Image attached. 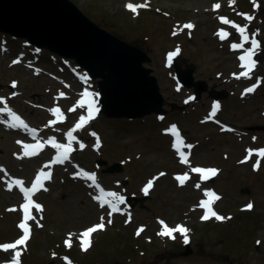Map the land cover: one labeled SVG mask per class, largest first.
Here are the masks:
<instances>
[{"label": "rangeland", "instance_id": "rangeland-1", "mask_svg": "<svg viewBox=\"0 0 264 264\" xmlns=\"http://www.w3.org/2000/svg\"><path fill=\"white\" fill-rule=\"evenodd\" d=\"M70 1L100 28L150 56L152 62L145 66L153 69L152 75L158 79L167 114L141 120L108 119L102 114L78 131V141L72 142L77 152L75 160L95 172L107 188L115 189L122 198L146 199L132 202V224L125 223L124 215L112 216L110 225L108 213L93 201L87 181L78 178L71 167L58 168L54 182L39 196L45 216L43 227L35 229L27 248L17 249L21 252L20 264H264V158L256 154L264 149V130H252L264 126V0ZM129 4L147 6L133 13L126 7ZM217 4L220 7L214 10ZM245 15L254 19L248 21ZM222 17L248 30L249 43L244 49L251 45L253 36L262 43L257 51L261 63L257 75L248 80L260 76L261 87H255L252 93L245 94L247 88L257 85L256 80L250 84L236 78L242 69L238 57L244 52L233 51L231 45L241 43L240 35L231 23L221 25ZM186 24L193 28H184ZM221 31L229 35L221 39ZM27 41L0 32V46L7 44L9 49L7 54L0 53V99L12 97L13 110L22 112L31 125L42 130L47 122L66 126L65 136V131H71L79 117L86 114V109L76 106L81 86L70 69L77 68L83 74L85 71L74 60L46 49L38 53ZM19 53H27V59L11 66ZM170 56L178 58L183 68L195 64L196 80H205L210 89L228 92L217 119L233 133L224 132L209 117L212 98L208 93H203L197 103H190L194 89L179 86ZM31 65L43 73L38 76ZM12 81L19 83L13 90ZM98 82L90 81L96 95ZM172 104L189 105L185 110L173 111ZM75 107L77 110L69 111ZM54 108L60 109L62 120L52 114ZM173 127L185 132L186 145L192 146L186 147L192 158L185 165L173 151L169 135ZM95 132L98 137L92 135ZM19 137L0 124V165L10 171V177L31 178L41 160L15 159L14 153L19 152L15 140ZM64 140L62 144H67ZM246 150L253 154L249 156ZM244 157L250 162L241 163ZM100 160L107 164L99 167ZM257 162L258 169L254 170ZM116 163L122 164V172H104ZM208 166L219 167L221 175L213 183L202 184L199 174L191 169ZM183 173L190 179L180 186L174 174ZM1 177L0 173V243H4L20 231L19 213L9 208L18 203L17 195L6 191ZM149 181L154 182L155 190L146 197L143 189ZM204 189L220 192L217 211L223 221L205 224L200 220L198 205L206 198ZM249 203L254 209L244 210ZM102 217L108 228L93 237L90 251H83L79 234L101 222ZM157 218L166 219L173 227L178 222L184 225L187 237L193 239L192 254L182 255V234L176 233L173 242L159 235ZM138 229H142L139 235ZM69 237L71 247L65 245ZM12 257L13 250L0 253V264H9Z\"/></svg>", "mask_w": 264, "mask_h": 264}, {"label": "water", "instance_id": "water-1", "mask_svg": "<svg viewBox=\"0 0 264 264\" xmlns=\"http://www.w3.org/2000/svg\"><path fill=\"white\" fill-rule=\"evenodd\" d=\"M0 31L72 59L94 80L99 79L102 114L109 119L141 120L154 114H167L158 79L152 75L153 69L145 66L152 62L150 56L100 28L70 0H0ZM173 66L179 82L195 89L197 100L205 92L212 98L227 99L226 91L214 88L209 91L206 81L195 79L194 64L183 68L175 60ZM171 107L185 109L176 104ZM252 130H264V126ZM121 166L116 163L104 172H122ZM192 252L187 245L182 255L186 257Z\"/></svg>", "mask_w": 264, "mask_h": 264}, {"label": "snow or ice", "instance_id": "snow-or-ice-1", "mask_svg": "<svg viewBox=\"0 0 264 264\" xmlns=\"http://www.w3.org/2000/svg\"><path fill=\"white\" fill-rule=\"evenodd\" d=\"M232 2H234V0H232ZM146 6H147L146 4L145 5H139V6H134V5L129 4L126 7L130 11L135 13L137 11L138 7H146ZM255 6L256 5L254 4V7ZM219 7L220 6L218 4L213 6L214 10L218 9ZM244 18L248 21H251L252 19H254V17L247 16V15H245ZM221 22L224 24H230L231 23L230 21H228L226 18H223V17L221 18ZM183 27L187 28V29H192L193 25L186 24ZM231 27L236 29V31L238 32V34L240 35V38H241V43L239 45H237V44L231 45L232 49L234 51L235 50H243V52H244L243 55H240L238 57V59L241 62L240 66L243 69V71L239 75H237L236 78L240 79L241 77H244V78L250 79L251 73L255 69L256 61L254 60V56L256 55V49L259 47L258 41L256 40L255 36H253L251 41H250L251 47L244 49V44L249 43L248 30L245 27H241L239 25H236L235 23H231ZM218 35L220 36L221 39H225L229 35V33L221 31L220 33H218ZM171 58L172 57L170 56L169 60H171ZM14 63H18V61H14ZM12 86L15 87L16 86L15 83H13ZM255 87L256 86L247 88L245 94L252 93L255 90ZM83 95L85 97H87L89 94L87 92H85ZM0 103H3V101H0ZM79 107L81 109H86V115H81L79 117V122L75 125V127L71 131H69L67 133L68 143L66 145L60 144V143H57L54 139L49 141V143L52 145V147L57 150V155L55 156L53 163L60 164V163H64L65 161L69 160L70 154L73 151L72 142L75 139L73 137V132L76 131L77 129H81L88 122H90L92 119H94L96 113L99 111V109L95 107L94 102L91 100H88L87 102L82 100L79 103ZM216 107H218V105ZM50 111L59 120L63 119V116H62L59 108H54V109H51ZM69 111H75V108L69 109ZM0 113H6L7 116L9 117V119L11 120V123L8 124L9 127L27 128V125L24 124V122L20 119L19 116L15 115V113L11 112V110L7 108L6 104H5L4 109H0ZM212 114L215 115V110L213 111ZM53 123H55V121H53ZM172 133H173V135H175V138H176L175 148H176V151L179 153L180 162L187 164L188 163V156L183 151H181V145L183 144V141H182L179 133L175 129V127H173V129H172ZM42 147L43 146L40 144L23 145L24 156L31 157V156L37 155L38 154L37 150L42 149ZM80 147L83 148L84 145L81 144ZM186 147L191 149L192 146L186 145ZM246 151H248L249 156H251L253 154L252 150H246ZM256 154L259 157L264 158V149L257 150ZM18 158H22V157H18ZM244 162L245 161H241V163H244ZM258 166H259V162H257L256 165H254V170L258 169ZM45 167H47V165ZM191 171L199 174L201 180H204V181H207L208 179L214 177L217 173V170H215V169H207L206 170V169H202L199 167L192 168ZM85 175H86L87 179L92 182V184L94 186L99 187V185L96 182L95 174H85ZM160 175H164V173H161ZM42 179H50V173H45L42 171L40 174H38L35 181L33 182L32 186H31V188H25L23 186V181L16 180L13 182L15 185H17L19 187V191L23 194V198L26 202L21 206L24 215H23V221L18 225V227L23 232V236L21 238L17 239L15 242L7 243V244L0 246V247H2V250L4 252H8L9 250H13V257L11 260V264H20L19 258H20L21 252L19 250H17L18 246L25 245L26 242L30 238V225L28 224V221L31 219H35V217H33L30 214V206L33 205V201L31 199V197L35 194L36 191H38L39 189H41L43 187ZM176 179L178 180L179 185L183 186L190 179V176L187 173H185L184 175L177 176ZM152 187H153V182H149L148 185L143 189L145 195L148 194L149 190ZM197 187H199V185H197ZM8 190L9 191L12 190L11 186H9ZM43 190L47 191L46 188H44ZM204 195H205V197H208L209 199H205V200H202L200 202V207L205 210V214L203 215L202 219L208 220V219L214 217L216 220H223L224 217L219 216L211 208V204L214 201L219 200L220 197L212 191H205ZM95 198L98 200L100 207L103 208V207H105V205H107L109 207V209H110L109 217H111L112 213L120 211V209L118 208V204H122L124 202L122 197H119V196H117V194L112 193V192L105 193L103 191V189H100V195L98 197H95ZM35 207L38 210L40 209L39 205H35ZM252 207H253V205L251 203L247 205V208L249 210L252 209ZM10 211H15V209H10ZM111 222L112 221L109 218L108 223L110 224ZM104 227H105V225L103 223V217H102L100 224L94 225V226L86 229L85 231H83L82 233L79 234L80 235L81 248L83 251H87L88 248L91 247V239L90 238L92 237V234L97 232L98 230H103ZM140 231H142V229ZM187 231L188 230L182 226H177L176 228L173 229V228H169L168 226L164 225L163 230L159 233V235L169 237V238H175L174 234L180 233L184 236V243L187 244L188 243ZM137 234L139 235V232ZM65 245L67 247H71L70 237L68 240L65 241Z\"/></svg>", "mask_w": 264, "mask_h": 264}, {"label": "bare ground", "instance_id": "bare-ground-1", "mask_svg": "<svg viewBox=\"0 0 264 264\" xmlns=\"http://www.w3.org/2000/svg\"><path fill=\"white\" fill-rule=\"evenodd\" d=\"M177 59H178V58H177ZM254 72H255V71H254ZM254 72H252L251 74H253ZM101 113H102V112H101ZM101 113H100V115L98 116L97 120L100 119V117H101ZM97 120H96V121H97ZM219 176H220V175H219ZM219 176H218V177H219ZM218 177H217V178H218ZM217 178H215V179H217ZM154 190H155V188H154L151 192H153ZM149 195H150V194H149ZM132 210H133V209H132ZM94 235H96V234H94ZM94 235H93V236H94ZM32 239H33V237H32L31 240L28 242V244H30V243L32 242ZM191 243H192V242H190V245H191ZM92 247H93V246H92ZM92 247H91V248H92ZM91 248H90V249H91ZM90 249H89V250H90Z\"/></svg>", "mask_w": 264, "mask_h": 264}]
</instances>
